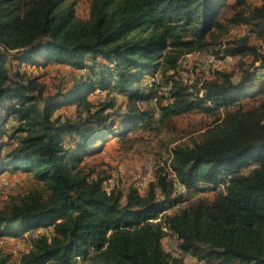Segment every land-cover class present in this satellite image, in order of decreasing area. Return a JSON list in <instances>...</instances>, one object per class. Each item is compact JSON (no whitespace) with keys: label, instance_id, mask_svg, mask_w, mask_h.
Instances as JSON below:
<instances>
[{"label":"trees","instance_id":"trees-1","mask_svg":"<svg viewBox=\"0 0 264 264\" xmlns=\"http://www.w3.org/2000/svg\"><path fill=\"white\" fill-rule=\"evenodd\" d=\"M223 6L233 9L226 18ZM263 22L264 3L250 9L246 0H90L86 19L74 0H0V174L19 170L41 183L0 209V238L29 241L17 259L0 251V264H193L164 249L167 234L181 253L213 260L206 264H264V80L248 83L260 71L237 81L216 72L201 93L176 79L185 54L204 51L230 25ZM234 43L226 52L252 51L264 67L247 37ZM13 51L20 61L81 69L75 97L12 71ZM159 78L169 84L167 101L156 99L160 119L208 114L203 138L175 146L170 171L160 167L144 193L105 190L81 163L150 126L146 103ZM70 104L73 113L60 110ZM206 191L214 197L188 199Z\"/></svg>","mask_w":264,"mask_h":264},{"label":"rangeland","instance_id":"rangeland-1","mask_svg":"<svg viewBox=\"0 0 264 264\" xmlns=\"http://www.w3.org/2000/svg\"><path fill=\"white\" fill-rule=\"evenodd\" d=\"M75 12L78 18L86 19L89 13L90 0H74ZM248 8L252 9L255 5L264 3V0H246ZM233 13V9L223 6L219 12L220 17L225 18ZM259 27V29H258ZM249 24L230 25L225 37L218 39L216 43L211 42L202 52L193 51L182 57L180 67L176 73V79L182 84H189L193 90L199 91L201 85L207 80H215L216 72L228 71L232 74L233 80L244 76L248 71L259 72L260 76L250 79L248 83L253 85L257 81L264 80V67H261L260 61H253L252 51H242L232 54L226 52L227 48L235 47L234 41L243 37L248 38V44L255 48L257 53H264V22L260 26ZM257 29V30H256ZM259 30V32H258ZM9 52L7 54V65L12 71H18L27 77L37 76L39 81L46 84V91L54 93L56 91L67 92L75 97V93L70 92L74 84V79L80 73L81 69L71 66L57 65L52 63L44 64L45 59L36 58L34 61H20L18 54ZM256 61V62H255ZM259 65V66H258ZM251 81V82H250ZM160 84L153 90L151 103L146 106L152 109L153 119L158 118L157 97H164V93L169 84ZM259 83V82H258ZM253 89L252 86H250ZM202 90H200V93ZM119 97V95H116ZM156 97V99H154ZM121 99V98H118ZM125 98L123 97L122 100ZM166 102V99H162ZM75 104L62 107L60 110L74 112ZM223 112V110H221ZM2 115L6 111L3 110ZM158 116V117H157ZM212 116L197 110H191L185 113L177 114L167 120H159V125L144 128L142 126L134 129L129 134L130 138H121L119 140H110L107 145L102 146L101 150L83 159L81 165L84 171L89 172V180L102 178L101 187L105 190L112 188L127 190L129 185H134L140 193H144L148 184L152 182L160 167L167 168L170 171V158L172 149L178 145L192 146L194 142H201L204 133V126L209 122ZM11 130H8L9 133ZM5 148L11 147L7 141ZM11 143H16L12 141ZM155 161L156 167L148 170L149 162ZM166 169V170H167ZM41 183L32 173H26L19 170L4 171L0 174V209L6 207L19 197L26 194L31 188L39 187ZM221 188V187H220ZM183 190L182 188H180ZM215 191L194 192L188 197L193 201L201 196L209 199L213 198ZM168 212L173 211L172 207H167ZM161 211L153 216L156 221ZM24 235H27L25 233ZM29 241L24 238H10L3 236L0 238V251L11 253L12 259L19 257V252L27 249ZM178 238L175 235L167 234L162 244L165 250L172 255L181 256L185 262L193 264L213 263L212 259L201 258L181 253L178 248Z\"/></svg>","mask_w":264,"mask_h":264},{"label":"built area","instance_id":"built-area-1","mask_svg":"<svg viewBox=\"0 0 264 264\" xmlns=\"http://www.w3.org/2000/svg\"><path fill=\"white\" fill-rule=\"evenodd\" d=\"M154 99H156V97H154ZM158 116H159V114H158ZM158 116H157V117H158ZM159 120H160V117L153 119L152 122H151V126H157V125H159ZM155 167H156V163H155V161H151V162H149L148 165H147V169H148V170H153ZM182 189H183V188H182ZM182 192H185L184 189L182 190ZM186 198H187V195L184 194V198H183V199H186ZM184 201H185V200H184ZM184 201L177 202V203H175V204H173V205H170V207H172V209L175 210V209H177L180 205H182V204L184 203ZM168 207H169V206H168ZM166 208H167V207H166ZM166 208H164V209L161 211V213H163V212H168V211L166 210ZM78 258H79V257H78Z\"/></svg>","mask_w":264,"mask_h":264},{"label":"crops","instance_id":"crops-1","mask_svg":"<svg viewBox=\"0 0 264 264\" xmlns=\"http://www.w3.org/2000/svg\"><path fill=\"white\" fill-rule=\"evenodd\" d=\"M52 64H55V63H52ZM59 65V64H58ZM61 66V65H60Z\"/></svg>","mask_w":264,"mask_h":264}]
</instances>
